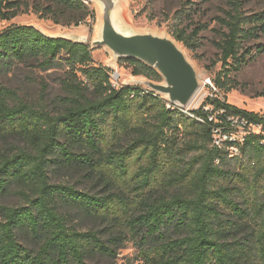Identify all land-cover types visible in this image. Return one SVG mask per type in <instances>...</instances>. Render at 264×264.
Segmentation results:
<instances>
[{
    "label": "trees",
    "instance_id": "1",
    "mask_svg": "<svg viewBox=\"0 0 264 264\" xmlns=\"http://www.w3.org/2000/svg\"><path fill=\"white\" fill-rule=\"evenodd\" d=\"M46 2L34 12L56 25L96 16L84 0ZM225 2L217 18L219 91L239 87L235 77L252 54L245 44L264 35V12L247 15L242 0ZM24 7L26 0H0V19L12 20ZM207 29L177 25L170 35L194 52ZM93 51L29 25L0 32V77L20 65L64 73L53 108L0 84V138L18 141L0 146V198L17 199L0 203V264H264V137L227 143L240 149L232 156L214 145L213 128L221 125L205 108L225 111L222 127L228 117L257 125L264 117L218 97L192 117L145 86L115 89L113 69L93 65ZM123 61L134 77L162 82L141 62ZM58 171L82 173L97 190L54 183ZM81 217L96 227L81 229ZM130 245L134 253L120 262Z\"/></svg>",
    "mask_w": 264,
    "mask_h": 264
},
{
    "label": "rangeland",
    "instance_id": "2",
    "mask_svg": "<svg viewBox=\"0 0 264 264\" xmlns=\"http://www.w3.org/2000/svg\"><path fill=\"white\" fill-rule=\"evenodd\" d=\"M117 1V16L120 22L137 32H152L171 36L170 31L177 25H192L193 27L195 24H204L208 26V29L200 35V47L196 51H190L181 44L187 58L198 74L200 90L192 105L180 109L189 112L198 110L209 98L218 97L221 101L227 102L237 109L264 117V52L258 53L259 48L264 46V35L245 44L246 48L252 51V54L246 66L235 77L239 83L238 88L231 91H219L213 84V79L222 67L221 62H218L220 51L217 47L222 28L217 18L224 16V11L228 9L225 0ZM242 1L244 2V12L247 15L264 12V0ZM26 3L28 8L24 7L16 18L10 21L0 19V32L11 25H29L52 37H61L73 41L86 38L91 43L99 39L102 10L95 1H85L88 12H95V18L88 16L83 23L68 27L56 25L51 20L41 19L34 12L35 6L47 5L46 0H26ZM179 12H184L183 20H180ZM93 63L95 66H105L117 70L121 74V82L126 85L134 81L149 80L145 77H134L132 68L128 63L123 60L116 61L113 55L103 47L94 49ZM63 75L62 70L43 72L33 67L20 65L3 74L0 77V84L17 90L21 98L29 103L46 104L53 108L56 99L63 96L61 85ZM156 83L163 84L164 81ZM44 87L46 88L45 92ZM43 95L45 98L42 97ZM17 144L18 141L13 137L0 138V146L2 147L6 148ZM51 177L54 183H66L82 191H93L96 187L82 173L58 171L51 173ZM0 203L16 205L17 199L11 195L5 196L0 198ZM75 224L83 230L96 227L94 220L83 217L75 220ZM133 253L132 246H128L121 252L119 261L122 262L125 257Z\"/></svg>",
    "mask_w": 264,
    "mask_h": 264
},
{
    "label": "water",
    "instance_id": "3",
    "mask_svg": "<svg viewBox=\"0 0 264 264\" xmlns=\"http://www.w3.org/2000/svg\"><path fill=\"white\" fill-rule=\"evenodd\" d=\"M95 1L102 10L99 39L79 42L92 49L106 48L116 61L137 60L157 71L164 83L151 80L134 81L129 85L145 86L166 99L170 105L188 108L200 90L198 74L187 58L181 44L169 35L141 33L123 25L117 16V0Z\"/></svg>",
    "mask_w": 264,
    "mask_h": 264
},
{
    "label": "built area",
    "instance_id": "4",
    "mask_svg": "<svg viewBox=\"0 0 264 264\" xmlns=\"http://www.w3.org/2000/svg\"><path fill=\"white\" fill-rule=\"evenodd\" d=\"M112 86L115 89H120L122 85H126L121 82V74L117 70H113L111 75ZM149 91V88H145ZM207 111L210 110L209 121L221 126H214L213 139L214 145L219 149H227L232 156L239 157L241 155L240 149L237 146L227 147V143H239L240 145L245 143L246 137L250 134H259L264 137V125L251 124L246 118H227L226 127H222L219 117L224 115V110L214 111V107H206ZM182 111L189 116L192 114L188 110L182 109ZM193 117V116H192ZM200 122H204L202 119H198ZM238 132H240L238 134Z\"/></svg>",
    "mask_w": 264,
    "mask_h": 264
},
{
    "label": "bare ground",
    "instance_id": "5",
    "mask_svg": "<svg viewBox=\"0 0 264 264\" xmlns=\"http://www.w3.org/2000/svg\"><path fill=\"white\" fill-rule=\"evenodd\" d=\"M101 25H102V23H101ZM197 96H198V93L196 94V96L194 97V99L192 100L190 105H192L194 103V101L196 100Z\"/></svg>",
    "mask_w": 264,
    "mask_h": 264
}]
</instances>
